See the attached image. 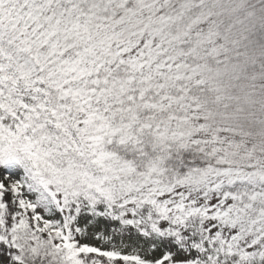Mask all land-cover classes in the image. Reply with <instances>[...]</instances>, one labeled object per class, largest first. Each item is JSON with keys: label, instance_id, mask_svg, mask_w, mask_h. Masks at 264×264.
<instances>
[{"label": "snow or ice", "instance_id": "snow-or-ice-1", "mask_svg": "<svg viewBox=\"0 0 264 264\" xmlns=\"http://www.w3.org/2000/svg\"><path fill=\"white\" fill-rule=\"evenodd\" d=\"M0 264H264V0H0Z\"/></svg>", "mask_w": 264, "mask_h": 264}]
</instances>
